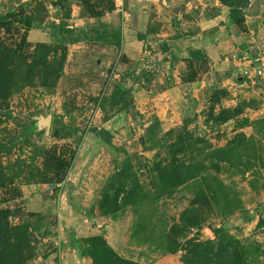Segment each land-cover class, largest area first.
I'll return each instance as SVG.
<instances>
[{"label":"rangeland","instance_id":"obj_1","mask_svg":"<svg viewBox=\"0 0 264 264\" xmlns=\"http://www.w3.org/2000/svg\"><path fill=\"white\" fill-rule=\"evenodd\" d=\"M40 1L45 8L38 4ZM93 1L98 6L95 10L103 12L101 16L84 12L78 0H1L0 16L12 9L20 16L10 31L9 25L0 22V41L19 48L25 34L28 41L30 34L32 40L39 38L35 31L27 33L25 21L20 19L31 16L32 28L39 32L41 28L48 36L46 43L63 44L60 30L52 26L50 18L57 16L56 10L63 12L62 19L77 32L95 35L108 29L110 24L106 25L102 17L111 11L107 0ZM161 27H142L140 32H149L145 34H150L147 39L154 49L144 47L138 59L117 46L107 52L112 44L105 41L80 38L64 42L59 54L61 57L66 50L63 73L54 85H43L36 77L34 83L0 105V143L12 146L10 152L4 149L0 153V174H7L9 181L0 187V208L10 211L12 224L29 228L34 255L26 264H42L49 250L43 243L48 244L54 236L59 241L61 232L73 231L80 234L79 243L92 264H113L108 253L95 258L89 251L96 236L107 240L115 251L114 259L122 258L128 264H187L190 249L186 244L191 239L231 242L237 264H264V78L220 83L217 88L225 93L220 94L218 103L213 88L186 95L177 92L186 89L174 82L179 89L151 99L173 88L170 80L157 77L147 61L163 53L160 44L166 37L151 35ZM238 28L240 32L246 29L243 23ZM257 45L264 50V42ZM250 46L239 44L244 51ZM233 51L226 57L230 58ZM187 65L189 76L208 70L207 62L189 61ZM119 86L129 89L128 104L116 103ZM213 108L214 114L223 108L237 113L220 123L210 115ZM48 113L53 115L49 134L45 130L25 133V127L33 126L37 116ZM185 125L189 133L209 141L212 148L227 147L239 135L247 141L241 145L242 155H233V160L220 163L219 169L207 161L206 174L225 184L219 195L214 192L219 183L213 178H208L214 180L210 186L202 179L173 186L158 168L159 162L169 163V144ZM99 129L113 134L111 144L97 136ZM50 150L70 165L65 175L59 169L63 180L53 161L47 159ZM194 156H198L196 151ZM31 183L60 184L67 205L52 203L53 207L40 212L23 190ZM70 209L76 211L72 214L78 222L73 228L59 216H69Z\"/></svg>","mask_w":264,"mask_h":264},{"label":"trees","instance_id":"obj_2","mask_svg":"<svg viewBox=\"0 0 264 264\" xmlns=\"http://www.w3.org/2000/svg\"><path fill=\"white\" fill-rule=\"evenodd\" d=\"M78 1L84 9V12L91 16H101L103 14L102 11L95 10L98 7L95 1ZM107 2V9L112 11L115 8V2L113 0H107ZM221 2L229 7L230 17L240 26L244 18L243 10L248 4V0H221ZM38 4H41L43 8L46 7H44L41 1ZM19 16V12H14L12 9L3 16H0V22L2 25H9L8 30L10 31L13 22L19 21ZM20 19L25 21L26 32L28 33L33 26V18L31 16H24ZM54 26L60 30L59 33L61 34V42L63 44L64 42L78 41L80 38H88L120 45L121 33L118 30L104 29L103 31H96L95 35H89L85 31L80 30L77 32L75 27L69 26L64 20L59 25ZM139 38L144 39L148 48L154 49L153 44L149 43L150 41L145 35L140 34ZM61 45H50L46 42L33 44L28 41L27 34L23 37V43L19 45V48L8 46L0 41V105L6 103L9 97L20 91V89L34 83L36 77L40 79L43 85H54L63 73V63L66 58V50H63L61 57H59ZM161 47L163 53L158 55L159 58L165 60L173 56L167 44L162 42L160 44ZM190 55L194 61H202L204 59V54L200 50H191ZM193 77L192 75L190 78ZM213 90L215 93L214 101L218 103L220 94L225 92L224 90H219L217 86ZM128 93L129 89L119 86L114 96L116 103L120 104L124 102L128 104ZM213 110L214 108L210 115L214 117L215 121L220 123L229 120L237 113V111L229 108H223L219 114H214ZM30 129L31 126L27 125L25 127V133L28 134ZM95 132L106 143H112L113 134L109 130L99 129ZM172 132L169 134L171 135ZM243 137L240 135L235 137L227 147L212 148V144L209 141L202 140L189 133L185 125L183 130L169 144V163L163 165L162 162H159L158 168L173 186L183 185L198 179L204 180L205 184L210 186L213 185L215 180V182L219 183V186L217 189H214V192L216 195H219V192L222 191V187L225 184L211 173L206 174L207 169L205 168L208 165L207 161H209L213 169H219L220 163L232 161L233 155L239 154L238 157H240L243 153L241 151V145L247 142ZM4 149L10 152L12 146L0 143V153ZM195 151L199 157L203 154L204 158L200 159L198 156H194ZM47 154H50L48 157L46 156L47 159L53 161V168L57 170L58 175L63 180V176L68 171L70 165L63 161L62 158H58L56 151L50 150ZM189 154L191 155V159L187 158ZM59 169L64 170L63 176ZM6 177L7 174L4 172L0 174V187L9 183ZM208 178H213L214 180H209ZM206 193H210L208 189H206ZM9 215L10 211L8 209L0 208V264H26L34 255L29 228L24 224H12L9 220ZM92 240V247L89 248V251L94 253L95 258H99L101 253H108V255L113 256L112 259H109L113 264H128L122 258L114 259V256L116 257L115 251L108 245L104 237L96 236ZM230 245L231 242H219L216 244L211 240L200 241L191 239L186 244L190 249V256L185 257V262L187 264H237L238 262L236 260L233 261V258L236 259L237 256H235L234 248ZM175 249L176 247L172 248V250Z\"/></svg>","mask_w":264,"mask_h":264},{"label":"crops","instance_id":"obj_3","mask_svg":"<svg viewBox=\"0 0 264 264\" xmlns=\"http://www.w3.org/2000/svg\"><path fill=\"white\" fill-rule=\"evenodd\" d=\"M125 1L123 12L117 8L107 12L102 17V21L106 22V25L107 23L110 24L107 30H118L122 36L120 45L109 43L112 45L107 48V52L112 47L115 48L117 46L121 48L122 52L138 59L144 47H147L144 39H140L139 35H145L148 38L150 34L146 35L145 32L149 33L146 30L149 27L152 28L162 24L160 31L155 30L151 35L156 33L154 36L166 37L164 43L168 45L173 53L170 59L163 60L155 54L147 60L151 64L149 67L157 71V77L159 79L167 78L173 87L162 90L158 95H153L151 99H155L168 91L170 92L172 89H179V86L186 90L181 91L179 89L177 92L188 95L192 91L214 88L220 83L226 85L227 83L232 84L237 82V80H241L236 63L227 62L225 57L233 50H242L239 44L249 43L253 46L254 43L257 45L264 42V0H248V4L243 10L244 18L242 21L246 32H240L238 25L230 17L229 7L220 0ZM75 5H78V9H81L79 4ZM73 8L75 12L77 8L74 6ZM56 11H58L57 16L50 18L53 20L52 23L54 25H59L63 21V12L61 10ZM172 12H175L173 13L174 15H172ZM165 13L170 18L166 17ZM137 17L139 18L138 20ZM172 17L175 20L171 21ZM82 19L78 17V20L82 21ZM142 20H146L145 24L140 23ZM69 26L74 27L72 24H69ZM145 26V32H140ZM165 26L169 29L165 28ZM33 31L37 32L36 35L39 36V38L36 37L35 40H32L30 34L29 39L33 43L48 42L49 38L42 33L41 28L40 32L38 29L32 28L29 33ZM191 50H200L204 54V59L202 61H194L190 55ZM189 61L195 63L207 62L208 70L198 71L197 74L194 73L195 76L193 78H190L191 76H189L190 74H188L187 70ZM173 82L179 84L178 87H174ZM126 87H130L128 83ZM134 98L138 101L137 96ZM24 189H26L29 199L39 206V210H42L40 212H43L44 208L52 206V203L53 206L55 204L60 207L67 205L65 190L60 184L31 183L25 185ZM71 203L72 201L69 202L68 206ZM69 211L71 216H59L64 217L67 223L66 226L73 228L74 225L75 227L78 225L75 215L72 214L76 211L74 209ZM84 218L87 220V217ZM64 234L61 232L62 237L59 241H56V236H54L50 238L51 240L48 241V244L43 243V246L49 248V250L44 253L42 264H92L91 258L83 252L84 247L79 243L80 234H75L74 231L67 232V234L64 232ZM45 241L47 242V239Z\"/></svg>","mask_w":264,"mask_h":264},{"label":"built area","instance_id":"obj_4","mask_svg":"<svg viewBox=\"0 0 264 264\" xmlns=\"http://www.w3.org/2000/svg\"><path fill=\"white\" fill-rule=\"evenodd\" d=\"M114 1L119 11L123 12L125 0ZM146 49L148 48L146 47ZM146 52L150 53L151 50H146ZM230 58L225 57V60L236 63L241 78L245 77L252 81L256 76L264 78V50L255 43L249 50H234Z\"/></svg>","mask_w":264,"mask_h":264},{"label":"water","instance_id":"obj_5","mask_svg":"<svg viewBox=\"0 0 264 264\" xmlns=\"http://www.w3.org/2000/svg\"><path fill=\"white\" fill-rule=\"evenodd\" d=\"M52 125V114L48 113L46 115L40 114L39 116L36 117V121L31 126L32 131L37 132L39 130H45L47 134L50 132V128Z\"/></svg>","mask_w":264,"mask_h":264}]
</instances>
